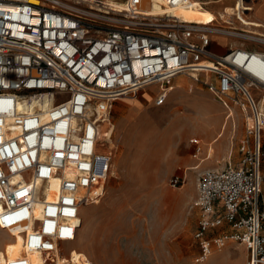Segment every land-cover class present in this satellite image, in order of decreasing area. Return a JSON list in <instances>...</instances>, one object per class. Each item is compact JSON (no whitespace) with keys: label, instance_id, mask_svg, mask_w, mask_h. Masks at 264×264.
<instances>
[{"label":"built area","instance_id":"1","mask_svg":"<svg viewBox=\"0 0 264 264\" xmlns=\"http://www.w3.org/2000/svg\"><path fill=\"white\" fill-rule=\"evenodd\" d=\"M124 1L0 0V228L21 233L24 247L6 264H35L30 254L36 264H74L66 244L112 170L114 104L155 86L161 106L174 77L194 72L228 111L249 113L239 160L199 174L196 262L239 243L246 264H264V73L255 70L264 68V49L212 50L211 35L248 32L240 17L241 26L199 25L153 13L160 0L147 9ZM163 1L168 9L191 0Z\"/></svg>","mask_w":264,"mask_h":264},{"label":"rangeland","instance_id":"2","mask_svg":"<svg viewBox=\"0 0 264 264\" xmlns=\"http://www.w3.org/2000/svg\"><path fill=\"white\" fill-rule=\"evenodd\" d=\"M200 1L205 9L218 16L227 5H246L243 0ZM245 2L253 5L254 11L249 10L248 18H244L264 34V0ZM234 22L241 26L238 17ZM216 23L224 25L221 19ZM211 37L221 49L232 45L264 49V42L239 35ZM203 79V74L199 79L187 74L174 77L175 87L161 106L154 103L155 86L114 104L111 174L95 199L83 206V225L76 240L66 244L67 250L73 247V261L78 264H246L247 251L239 243H229L205 262H196L199 247L194 232L198 211L194 201L197 195L193 199L192 196L199 174L224 166L227 158L218 156V147L227 143L228 149L235 150L246 127L242 114L234 113L235 129L230 119L226 121V108L203 84ZM252 93L262 98L261 91L256 89ZM224 130L223 137L213 143L212 157L206 158L215 136ZM199 147L201 150L197 151ZM190 165L200 166L194 170L188 169ZM262 174L264 200V155ZM176 177L179 183L173 185L172 179ZM22 249L21 233L12 234L0 228V264L15 258Z\"/></svg>","mask_w":264,"mask_h":264},{"label":"bare ground","instance_id":"3","mask_svg":"<svg viewBox=\"0 0 264 264\" xmlns=\"http://www.w3.org/2000/svg\"><path fill=\"white\" fill-rule=\"evenodd\" d=\"M29 1H35V0H29ZM103 1L106 2V3H108L109 5H111L113 7H116V8H124V7H128V5H129V3L127 1H125L124 4L115 2L113 0L112 1L111 0H103ZM219 1H221V0H217L215 2H219ZM202 2L200 0H191L190 1V5L188 7H186V6H179V7H171V8L165 9L163 7L164 1L163 0H160L159 3H154L153 7H151L150 10L153 11V13H163L164 11L169 10L174 15L180 16L183 19H185V21H188V22H196V23H199V25L211 24L212 22H215L216 23V21L219 22L220 19H223V20H221V22L233 23V26H236V24L234 22L236 17H240L241 19L244 20V22L248 23V25L251 24V23H249L250 21H248V20L245 19V18H248V17L247 16H244L242 14V6L243 5H241L239 3L237 5V7H235L233 5H227L225 8H223L222 11L219 12V16H218L217 13L211 12V11H208L207 9H205L203 7V5H202L203 4ZM141 5L143 6V8H146L147 9L149 7V5H150V2H149V0H143ZM246 5H249V4H246ZM252 6L249 5V6H244V7H246L245 9H250L251 11H254L252 9L253 8ZM251 15L249 14V16H251ZM248 28H249L248 29V32H246V33H240L239 32V33H237V35L242 36V37H245V38H248V39H252V40L264 42V34L263 33L258 32L256 29L252 28V26H248ZM219 35L225 37L224 34H221L220 33V34H218V36ZM213 44L215 45L216 42H214ZM214 51H216V50H214ZM205 65L211 67V66H213V62L211 60H207V61H205ZM255 70L258 71V72L264 73V68H260V67L256 66L255 67ZM193 74L197 75L198 73L194 72ZM192 77H194V76L192 75ZM209 132H211V131H209ZM225 132L226 131L224 130L222 132H219L215 136V138H214V140L212 142V146L209 147V154H210L209 155V158H211L212 155H213V153H214V151H213V143L219 141V139L221 137H223V135L225 134ZM199 166L200 165H198V166L197 165H190L188 167V169H194L195 170V169L199 168ZM97 193L99 194L100 192H97ZM82 225H83V219L81 217L80 218V221H79V224H78L79 228L82 227ZM22 241H23V238H22ZM23 252H24V249L20 250L16 254V257L21 256L23 254ZM30 257L34 261L35 264L39 261V258L37 256V254H30ZM73 262H74V264H78L75 261H73Z\"/></svg>","mask_w":264,"mask_h":264},{"label":"crops","instance_id":"4","mask_svg":"<svg viewBox=\"0 0 264 264\" xmlns=\"http://www.w3.org/2000/svg\"><path fill=\"white\" fill-rule=\"evenodd\" d=\"M211 48H212V50H216L215 52H218V54H223V53H226L229 50L230 46L227 49L226 48L221 49L220 47H218V45L212 44ZM174 82L176 84V80ZM253 91H256V90H253ZM234 113H237V116H239L240 114L243 115V118H244V121H245V125L247 127V120H248V114L249 113L247 111H245V110H242L238 106H233L231 108V111H228V110L226 111V113H225L226 121H229V119H230L232 124L234 125L233 127L235 129L237 124H236L235 114ZM215 115L218 116V114H215ZM239 120H240V118H239ZM246 127H245V133H246ZM238 144H239V142H238ZM234 153H235V155H234ZM207 154L208 155H207L206 158H208L209 155H210L209 152H207ZM218 156H223L224 158H227V162L236 163L239 160L238 145H237V148L234 150V147H232L231 149H228V144L227 143H221L220 146L218 147ZM196 195H197V186L195 185L194 195L192 196V199H193V197H196Z\"/></svg>","mask_w":264,"mask_h":264}]
</instances>
